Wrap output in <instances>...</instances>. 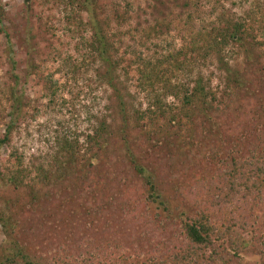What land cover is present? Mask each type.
<instances>
[{
    "label": "trees",
    "instance_id": "16d2710c",
    "mask_svg": "<svg viewBox=\"0 0 264 264\" xmlns=\"http://www.w3.org/2000/svg\"><path fill=\"white\" fill-rule=\"evenodd\" d=\"M42 1L64 13L63 31L75 41L81 59L71 61L95 67V76L112 90L115 116L100 118L83 138H57L49 168L36 170V182L46 190L27 183L31 173L23 169L20 159L15 169L0 171V183L25 192V198L7 200L9 214L0 213L6 245L0 246V264H238L247 251L264 264V97L256 100L252 118L231 134L234 119L220 114L218 106L227 95L194 70L195 62L206 67L213 57L225 74L226 92L244 91L256 98L264 92V42L243 20L222 19L203 39L205 46L197 44L190 51L202 60L192 62L188 52L181 50L140 71L141 89L149 102L131 115L118 50L100 13L102 0ZM6 17L0 0V26ZM231 48L243 56V68L230 65V53L235 54ZM164 63L168 70L161 68ZM180 74L185 75L184 81L179 80ZM24 86L17 77L9 94V121L0 148L10 144L30 106ZM190 141L196 145L194 152L209 163L207 168L216 166L217 173L184 188L165 170L167 165L168 169L176 166L161 165V157L186 156L181 149ZM118 170L124 175L119 180L124 200L116 203L111 198L110 204L99 205L97 192L86 184L93 175L101 181L103 174L115 176ZM102 185L101 191L108 190L105 182ZM56 199L60 205L54 209L50 205ZM75 203L79 212L65 208ZM89 204L97 207L94 210ZM83 217L90 221L82 222L86 239L75 242L78 228L73 220L77 218L79 225ZM127 219L137 221L139 227L162 226L144 229L142 240L119 233L105 248L98 246V229L112 231L117 221ZM167 224L173 227V235L157 237ZM59 236L65 237L63 243ZM52 237L57 241L54 248L48 245Z\"/></svg>",
    "mask_w": 264,
    "mask_h": 264
},
{
    "label": "rangeland",
    "instance_id": "374dc122",
    "mask_svg": "<svg viewBox=\"0 0 264 264\" xmlns=\"http://www.w3.org/2000/svg\"><path fill=\"white\" fill-rule=\"evenodd\" d=\"M3 4L7 17L5 25L0 26V139L9 121V94L17 77L22 85L25 84L30 106L25 109L10 144L0 148V171L7 173L15 169L20 159L23 169L31 173L26 179L27 183L46 190L41 183L36 182V170L40 166L49 168L48 164L57 152V138L62 135L83 138L100 118L111 114L115 116L113 93L95 76L96 69L91 63L71 61L76 62L80 58L75 50V41L63 31L62 10L42 0H3ZM100 13L109 24L107 32L118 50L120 75L128 90L127 106L131 115L141 104L145 107L149 102L147 93L141 89L140 71L148 67L150 62L154 64L157 60H165L167 56L176 55L181 50L188 52L192 62L202 60L197 53L190 51L197 44L205 46L206 35L222 19L243 20L257 39L264 42V0H102ZM231 49L235 50V54L230 53V65L243 68V56L238 49ZM207 62L206 67L203 62H195L194 70L196 74L199 71L211 80L212 87L217 88L221 95H227L224 98L220 96L223 100L221 105L218 104L219 113L232 115L234 120L229 130L235 134L241 130L242 124L252 118V110L258 104L256 100L264 97V92L256 98L244 91L226 92L223 83L225 74L219 69L218 61L211 57ZM161 68L167 69L168 64L164 63ZM179 77L181 81L186 79L184 74ZM259 84L255 83L254 88L258 89ZM172 101L171 98L168 100L169 103ZM187 143V148L181 149L186 156L179 153L171 159L161 157L164 159L161 165L172 163L176 166L175 169H168L167 165L165 170L169 178L175 179L184 188L217 173L216 166L207 168L209 163L194 152L196 145L191 144V141ZM172 172L174 174L170 175ZM123 177L119 170L115 176L104 177L103 174L104 179L101 181L93 175L86 185H91L93 191L97 192L99 205L106 206L111 203V198L116 203L124 200L123 184L119 183ZM103 182L108 187L104 192L101 191ZM136 184L133 183L134 187ZM19 197L25 198L23 190L15 191L13 187L0 183V213L9 214L6 211L7 200ZM198 202H202L201 198ZM191 203V206H195L194 201ZM59 205L56 199L50 206L56 209ZM89 207L94 209L97 206L89 204ZM65 208L74 212L81 210L76 203ZM83 218L79 225L77 218L73 220L78 228L73 235L75 242L86 239L82 232L85 231L84 225L90 221L87 217ZM23 219L25 221V215ZM137 223L130 219L119 220L112 231L98 229V246L105 248L119 233L126 239L135 237L142 240L144 229L150 226L159 229L162 226L151 223L145 227L139 223L144 226L139 227ZM173 233V227L167 224L165 232L159 233L157 237L168 239ZM64 238L58 237L60 243L65 241ZM48 245L52 248L57 246L55 238L49 239ZM0 246H6L1 227ZM241 255L242 260L239 259L238 264H261L260 257L251 251Z\"/></svg>",
    "mask_w": 264,
    "mask_h": 264
}]
</instances>
